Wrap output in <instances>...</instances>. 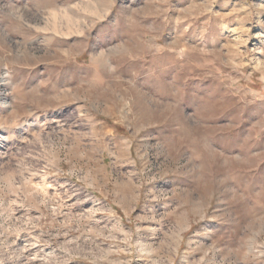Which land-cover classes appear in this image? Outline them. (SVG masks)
I'll use <instances>...</instances> for the list:
<instances>
[{"label":"rangeland","instance_id":"374dc122","mask_svg":"<svg viewBox=\"0 0 264 264\" xmlns=\"http://www.w3.org/2000/svg\"><path fill=\"white\" fill-rule=\"evenodd\" d=\"M0 264H264V0H0Z\"/></svg>","mask_w":264,"mask_h":264}]
</instances>
